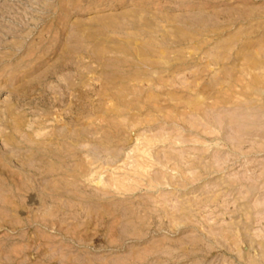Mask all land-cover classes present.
I'll use <instances>...</instances> for the list:
<instances>
[{
	"label": "rangeland",
	"instance_id": "rangeland-1",
	"mask_svg": "<svg viewBox=\"0 0 264 264\" xmlns=\"http://www.w3.org/2000/svg\"><path fill=\"white\" fill-rule=\"evenodd\" d=\"M0 36V264H264V0H0Z\"/></svg>",
	"mask_w": 264,
	"mask_h": 264
},
{
	"label": "bare ground",
	"instance_id": "bare-ground-1",
	"mask_svg": "<svg viewBox=\"0 0 264 264\" xmlns=\"http://www.w3.org/2000/svg\"><path fill=\"white\" fill-rule=\"evenodd\" d=\"M9 32H11V31H9ZM4 35H6V34H4ZM1 36H2V35H1ZM1 36H0V37H1ZM2 37H3V36H2ZM2 37H1V39H2ZM3 38H4V37H3ZM0 41H1V40H0Z\"/></svg>",
	"mask_w": 264,
	"mask_h": 264
}]
</instances>
